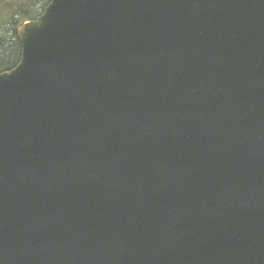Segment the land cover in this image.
Masks as SVG:
<instances>
[{
    "label": "water",
    "instance_id": "95a60500",
    "mask_svg": "<svg viewBox=\"0 0 264 264\" xmlns=\"http://www.w3.org/2000/svg\"><path fill=\"white\" fill-rule=\"evenodd\" d=\"M0 74V264H264V0H51Z\"/></svg>",
    "mask_w": 264,
    "mask_h": 264
},
{
    "label": "trees",
    "instance_id": "16d2710c",
    "mask_svg": "<svg viewBox=\"0 0 264 264\" xmlns=\"http://www.w3.org/2000/svg\"><path fill=\"white\" fill-rule=\"evenodd\" d=\"M49 0H44L43 9L48 5ZM33 0H20L17 2L10 0H0V19L1 23L7 29V33L11 36V42H7L9 48L5 52V40L0 39V73L10 71L20 62L22 50L20 39H18V28L26 21L36 18L37 14L34 11ZM41 11V12H42Z\"/></svg>",
    "mask_w": 264,
    "mask_h": 264
},
{
    "label": "rangeland",
    "instance_id": "374dc122",
    "mask_svg": "<svg viewBox=\"0 0 264 264\" xmlns=\"http://www.w3.org/2000/svg\"><path fill=\"white\" fill-rule=\"evenodd\" d=\"M10 1L17 2L20 0H10ZM33 5H35L34 6L35 13L37 15H39L42 11V7L44 6V0H33ZM0 21H1V19H0ZM3 26H5V25L0 22V39L5 40V43H4L5 44L4 48L6 49L5 52H9V51H7V48H9V45H7V42H11V36H13L14 33L11 32V34L9 35L7 33V29H5V27H3Z\"/></svg>",
    "mask_w": 264,
    "mask_h": 264
},
{
    "label": "flooded vegetation",
    "instance_id": "af4514ba",
    "mask_svg": "<svg viewBox=\"0 0 264 264\" xmlns=\"http://www.w3.org/2000/svg\"><path fill=\"white\" fill-rule=\"evenodd\" d=\"M33 20L35 19V18H32ZM30 21H32V20H30Z\"/></svg>",
    "mask_w": 264,
    "mask_h": 264
}]
</instances>
